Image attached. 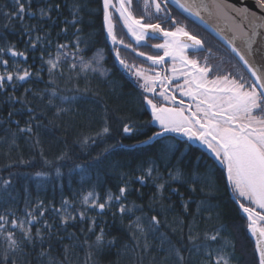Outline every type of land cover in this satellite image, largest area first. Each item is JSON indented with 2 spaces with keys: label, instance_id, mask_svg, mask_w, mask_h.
I'll return each instance as SVG.
<instances>
[{
  "label": "trees",
  "instance_id": "trees-1",
  "mask_svg": "<svg viewBox=\"0 0 264 264\" xmlns=\"http://www.w3.org/2000/svg\"><path fill=\"white\" fill-rule=\"evenodd\" d=\"M22 2L26 12L21 19L12 15L18 11L14 0H0V48L23 53L0 54V59L8 61L7 71L14 75L17 70L31 74L0 89V215L23 220L25 212L32 211L39 222L31 228V240L16 230L19 247L12 261L215 264L213 257L222 255L228 264H248L244 218L223 170L172 135L143 143L157 129L132 68L146 65L137 55L140 48L123 32L117 37L129 48L114 45L105 33L102 0ZM77 42L84 60L99 59L100 71H80L74 56ZM65 44L68 48L60 51L68 55L50 75L47 61ZM117 50L131 71L116 59ZM226 51V69L244 72ZM125 124L131 133L123 132ZM121 187L127 189L125 196L102 213L83 203L88 193L104 203L109 195L118 196ZM121 205L131 211L121 214ZM62 217H69L68 222ZM212 235L216 241L208 239ZM5 249L0 237V259Z\"/></svg>",
  "mask_w": 264,
  "mask_h": 264
},
{
  "label": "snow or ice",
  "instance_id": "snow-or-ice-1",
  "mask_svg": "<svg viewBox=\"0 0 264 264\" xmlns=\"http://www.w3.org/2000/svg\"><path fill=\"white\" fill-rule=\"evenodd\" d=\"M118 2L119 7L116 8V11L119 13L124 27L127 28L128 34L131 35L137 45L147 39L158 38L157 33L161 34L164 39L163 43L152 45L154 49H162L163 55H147L144 52H137L138 56L145 57L147 61L151 62L147 69L136 68L134 75L143 81L139 87L145 93L144 103L151 109L152 121L158 124V130L153 132L152 136L143 143L157 142L170 134H176L187 137L189 141H199L200 144L205 145L226 170L228 185L237 198L236 202L247 215L248 229L256 239L259 264H264V65L253 67L245 53L233 43L239 39L244 45L247 55H253V44L259 35L257 29L264 28V0H256L260 13H252L253 19L250 21L248 20L249 10L243 9V19L248 22L251 33L245 30L243 26H239L229 42L232 53L239 58V61L243 62L254 78V82L251 84L244 81L243 77L236 79L231 74L217 75L209 79L211 68L207 65L201 67L197 60L189 59L185 51L189 47L193 49L202 48V41L186 31L183 26L178 25L176 19L166 10V2L162 6L159 0H144L145 13H148L149 8L154 7V15L160 18V14L163 13V20L165 22L170 20L171 24L175 26L174 30L165 29L161 27L160 23H145L143 16L136 18L131 11L132 0H118ZM173 2L184 12L194 16H199L200 9L203 7L198 0H173ZM14 4L18 6V11L12 15L22 19L26 12L25 4L22 0H14ZM110 7H114L112 0H103L107 35L114 45H123L124 48H129L131 45L124 43L123 39L118 38L114 32L109 12ZM215 7L219 12L225 10L222 0H217ZM28 14L31 15L32 13ZM41 14L45 15L46 13L42 10ZM5 15L8 14L5 13ZM75 23L76 21L73 20L72 24ZM178 37H187L188 40L192 41V44L188 45ZM75 47L77 51L74 56L79 59L81 72L100 71L99 59L86 61L79 55V42L76 43ZM66 48H68L67 44L59 45L57 56L47 61L50 75L60 66L62 57L68 55L67 52L60 51ZM132 50L136 51L135 48ZM0 54H10L12 57L23 56V53H18L12 48H0ZM165 57H170L174 62L170 69L171 76L162 75L154 67L163 65L166 62ZM116 59L131 71V67L120 58L119 50L116 51ZM176 61H179L182 66V71H179L175 66ZM0 66L5 69V74L0 75V89H4L5 83H11L14 80L25 81L31 75L27 70H24L22 74L17 70L16 75L7 71L8 61L5 59H0ZM72 67L75 69L77 65L74 63ZM181 77L183 83L177 82L173 86L172 81H179ZM157 86H159V91H157ZM175 92H179L181 97H188L192 100L195 110H191L193 104H188L185 107L183 100L177 102ZM147 93H150L151 96ZM55 96L56 94L53 92L52 98ZM21 131H31V129H21ZM103 131L107 133L109 129L105 127ZM123 132L131 133L132 128L125 124ZM154 170V165L150 166L147 169V175L151 176ZM172 178L175 179L176 177ZM143 182V178H141V183ZM5 183L8 182L5 181ZM163 187L164 185H158V188L162 189ZM126 192V187H121L118 196L109 195L104 203H100L99 198L94 197L93 193H88L83 197V203L85 205L90 204L92 208H98L102 213L107 205L113 200H121ZM65 206L67 207V201H65ZM66 207L63 210L66 211ZM60 211L61 209H58L57 213L59 214ZM126 211H131V209H126L124 205H121L119 212L124 214ZM43 215V211L39 212L40 217ZM25 217L26 219L18 220L14 216L9 219L8 216L0 215V237H3L6 244L0 264H15L11 256L16 253L19 247L15 236L17 229L23 234L25 240L32 239L31 228L39 221L32 211H26ZM79 217L83 220L85 213L80 211ZM70 218L75 220L76 216ZM68 219L69 217H62V222L67 223ZM152 222L154 225L159 224L156 216L152 217ZM9 224L10 227H8ZM25 225H27V230H25ZM89 230L91 231V228ZM208 239L216 241L217 235H212ZM101 241L102 232L101 235L97 236V243ZM176 255L180 261L183 260L178 252ZM213 259L215 264H228L227 259L222 255L215 256Z\"/></svg>",
  "mask_w": 264,
  "mask_h": 264
},
{
  "label": "flooded vegetation",
  "instance_id": "flooded-vegetation-1",
  "mask_svg": "<svg viewBox=\"0 0 264 264\" xmlns=\"http://www.w3.org/2000/svg\"><path fill=\"white\" fill-rule=\"evenodd\" d=\"M159 2L162 4V6L166 2L167 3L166 10L172 14V17L176 19V21L178 22V25L183 26L186 31H188L192 35H195L197 39L202 41V48L193 49L189 47L185 51H186V55L188 56V58L197 60L198 64L201 67L207 65L208 67L211 68L212 71L208 77L209 79H212L217 75L231 74L233 78L239 79L240 77H243L244 81L251 84L245 71L243 72V70L241 71V69L239 68H238L239 70L233 69V71H231L230 69H226L227 63L230 62L229 60L230 56L228 55V52L226 51V47L210 31L206 30L204 27L196 23L193 19L189 18L184 12L179 10L170 1L159 0ZM112 4L114 5V7H110L109 12L111 14V20H112L114 29L115 30L118 29L119 30L118 33L123 32L124 37L125 38L127 37L133 43L132 45L135 46V48L136 46L140 48L139 52H144L147 55H162L163 50L154 49L152 45L163 43L164 39H158V38L147 39L146 41H142L140 45H137L135 40L131 37V35L128 34L127 28L124 27L123 21L120 19L119 13L116 11V8L119 7L118 0H112ZM131 11L136 18H140L143 16L145 23H160L161 27L165 29H168V30L175 29V26L171 24L170 20L167 22L163 20V13L160 14V18H157L156 15H154V12H155L154 7L149 8L148 13H145L144 0H132ZM116 36H118V34H116ZM178 39L184 41L188 45L192 44V41L189 42L183 37H178ZM142 60H143V63H145L146 68H149L151 62L147 61L145 57H142ZM165 61L166 62L163 65L154 66L155 70L160 71L162 75L167 74L171 76L172 72L170 71V69L172 68L174 62L171 58L170 59L165 58ZM175 66L177 67L179 71L183 70L179 61L175 62ZM238 73L239 75L237 76ZM177 82L183 83V78L181 77L179 81L173 80L172 85L175 86ZM157 91H159V86H157ZM174 95L177 98V102H179L180 100H183L185 107L188 104H193V108L191 110L192 111L195 110L194 102L190 100L188 97H181L179 92H175ZM158 102H162V101H158ZM177 106H179L178 103H177ZM149 110H150V120L152 121L151 109L149 108ZM154 125L156 126V124ZM156 129L158 130L157 126H156ZM182 141L185 142L186 144L190 143L193 146V149L195 150V152H197L199 156L204 157L205 159L209 160L210 163H212V165L215 168H218V169L220 168L224 170L222 164L219 163L218 160H216V158L212 155V153L208 150V148L205 145L200 144L199 141H189L187 137L186 138L184 137ZM225 182L227 183V186H228V182L226 180ZM241 213H242V217L244 218V220L242 221V226L244 227L245 235L247 236V239H248L247 246L250 248V242L252 241L251 245L253 244L252 246L255 247V252H256V239L255 237L252 236L251 233L247 232L246 227H245V224H246L245 217H247V215L244 212H241ZM250 239L251 241L249 242ZM256 257L257 258L255 262L248 261V264H259V256L257 252H256Z\"/></svg>",
  "mask_w": 264,
  "mask_h": 264
},
{
  "label": "water",
  "instance_id": "water-1",
  "mask_svg": "<svg viewBox=\"0 0 264 264\" xmlns=\"http://www.w3.org/2000/svg\"><path fill=\"white\" fill-rule=\"evenodd\" d=\"M170 1L174 6H176L179 10L184 12L180 9L173 0ZM203 7L200 9V15L194 16L190 15L189 13L184 12L189 18L193 19L196 23L204 27L206 30L210 31L231 53V46L230 41L232 40L234 32L238 29L239 26H243L245 30L251 33V28L247 21L243 19V9L247 8L249 10L248 20H252L253 16L252 13H260V9L256 4V0H222L224 4V11L219 12L216 7L215 3L217 0H198ZM103 6V0H102ZM104 12V8H103ZM103 24L104 30L107 34L105 22H104V14H103ZM259 35L255 38V42L253 44V55L248 56L244 45L241 43L239 39L235 40L233 43L234 45L239 48L242 52L245 53L246 58L249 60V63L253 65V67H261L264 65V28L257 29ZM158 39H163L161 34H156ZM187 41V37H183ZM234 54V53H232ZM163 55V54H162ZM235 56V54H234ZM236 57V56H235ZM167 58V57H165ZM239 61V58L236 57ZM248 76L251 78L252 82H254V78L251 76V73L248 72V69L245 67L243 62L239 61ZM259 87V86H257ZM178 139H182V136H178L176 134H170ZM236 202V199H234ZM237 203V202H236ZM238 204V203H237ZM239 205V204H238Z\"/></svg>",
  "mask_w": 264,
  "mask_h": 264
},
{
  "label": "rangeland",
  "instance_id": "rangeland-1",
  "mask_svg": "<svg viewBox=\"0 0 264 264\" xmlns=\"http://www.w3.org/2000/svg\"><path fill=\"white\" fill-rule=\"evenodd\" d=\"M118 29H114V32H115V34H119L118 33ZM166 59H170V57H167ZM145 68H146V66H145ZM147 69V68H146ZM132 70L135 72V68H132ZM134 74V73H133ZM239 75V73L237 74V76ZM248 76V75H247ZM248 78H249V80H250V82L251 83H253L252 82V80H251V78L248 76ZM134 79H135V82L137 83V86L139 87V85L141 84V83H143V81L142 80H139L135 75H134ZM140 88V87H139ZM141 89V88H140ZM142 90V92H143V89H141ZM144 93V92H143ZM148 95L150 96V93H148ZM151 119H152V116H151ZM153 122V121H152ZM154 124H156V126L158 127V124L157 123H155V122H153ZM186 138V137H185ZM219 162V161H218ZM220 163V162H219ZM223 166V165H222ZM223 168H224V166H223ZM223 173H224V176L226 177V170H225V168H224V170H223ZM226 180H227V177H226ZM246 204H247V202H245ZM242 210V209H241ZM243 212V211H242ZM246 218V224H245V227H246V230H247V232L248 233H251L250 232V230L248 229V219H247V217H245ZM251 241V239L249 240V242ZM252 242V241H251ZM251 242H250V248H249V258H248V261L249 262H251V261H253V262H255V260H256V252H255V247H253L252 245H251Z\"/></svg>",
  "mask_w": 264,
  "mask_h": 264
}]
</instances>
